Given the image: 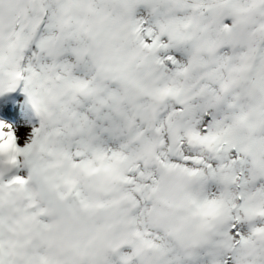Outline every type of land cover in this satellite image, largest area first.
Returning a JSON list of instances; mask_svg holds the SVG:
<instances>
[{
    "label": "rangeland",
    "instance_id": "obj_1",
    "mask_svg": "<svg viewBox=\"0 0 264 264\" xmlns=\"http://www.w3.org/2000/svg\"><path fill=\"white\" fill-rule=\"evenodd\" d=\"M220 1L0 2V193L48 185L81 264H264V0L217 40Z\"/></svg>",
    "mask_w": 264,
    "mask_h": 264
},
{
    "label": "trees",
    "instance_id": "obj_2",
    "mask_svg": "<svg viewBox=\"0 0 264 264\" xmlns=\"http://www.w3.org/2000/svg\"><path fill=\"white\" fill-rule=\"evenodd\" d=\"M1 1L3 0H0V2ZM24 2L26 4V0H4L6 5L11 4L9 9L19 8L20 10H25L26 7L24 6ZM249 3L253 4L249 6ZM249 3L247 4L241 2L240 5H232V7H230L227 1H221L215 6L213 11L215 14L214 18L217 21L216 23L219 25L217 40H223L225 34L228 35L232 31V27H237L241 20L248 21L247 19H242L243 17L240 16L241 14L246 11H250L252 13L251 16L253 17V14L258 12L262 7L260 5L257 6V2L255 3L253 0ZM1 8L2 7L0 5V9ZM4 10L2 13L0 10V20H2V22H4V19L6 18V16H4L6 15ZM10 11L11 10H8V13H10ZM235 11H239L240 13L236 16ZM5 88H2L3 92H5ZM28 106L29 104L27 102V108ZM32 144L33 143L27 144L21 151H19V154L23 159L21 167L27 175H29L31 171H36L35 167L32 165V159L29 152ZM0 153L1 156L8 158L10 155V148H6L4 151L0 149ZM26 184H28L27 180L26 183L19 185V189L22 191L24 190L25 192L30 190L36 193L33 194V197L35 198V204L33 206L39 207L33 210L34 213H28L27 218L23 216L25 218V222L22 223V220L20 221L18 218H20V216L23 218L22 215L24 213V207H20L18 209L15 205H13V202L9 197L4 195L1 196L0 193V240L3 236L7 239V236L10 235V226L13 224V221L21 225L22 228L23 226L25 228L27 224H30L31 222L32 225H30L33 226L32 230L28 233L25 231L23 233V237H21V240H23L24 243L26 242L30 244V247L27 248L29 251L26 249L27 257L32 259H41L44 261L42 262L43 264H81L80 261H78V253L76 249L66 238L63 213L60 210L58 211L57 202L55 197H53L54 194L49 186L46 184L43 186L39 183H30L28 188V185L26 186ZM6 185L7 184H5V186ZM28 195L32 194L29 193ZM33 206L30 204L28 205L27 203V207L30 209H32ZM16 239V242H19L18 236ZM6 246H9V242H6ZM37 248L38 250L36 252Z\"/></svg>",
    "mask_w": 264,
    "mask_h": 264
},
{
    "label": "bare ground",
    "instance_id": "obj_3",
    "mask_svg": "<svg viewBox=\"0 0 264 264\" xmlns=\"http://www.w3.org/2000/svg\"><path fill=\"white\" fill-rule=\"evenodd\" d=\"M4 131H6V132H9V130H8V127H7V126H5V127H4ZM6 132H5V133H6Z\"/></svg>",
    "mask_w": 264,
    "mask_h": 264
}]
</instances>
